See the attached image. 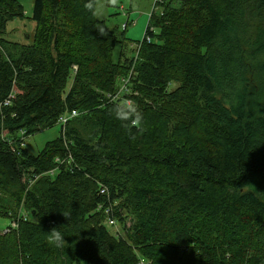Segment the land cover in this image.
I'll return each instance as SVG.
<instances>
[{
  "label": "trees",
  "instance_id": "16d2710c",
  "mask_svg": "<svg viewBox=\"0 0 264 264\" xmlns=\"http://www.w3.org/2000/svg\"><path fill=\"white\" fill-rule=\"evenodd\" d=\"M89 3L34 0L21 43L0 0V264H264V0H155L135 50Z\"/></svg>",
  "mask_w": 264,
  "mask_h": 264
},
{
  "label": "rangeland",
  "instance_id": "374dc122",
  "mask_svg": "<svg viewBox=\"0 0 264 264\" xmlns=\"http://www.w3.org/2000/svg\"><path fill=\"white\" fill-rule=\"evenodd\" d=\"M17 1L24 7L26 18L11 21L7 26V31L11 41L22 43L30 41L35 32L36 24L31 20L34 0ZM155 10V0H97L96 16L106 22L109 30L118 28L122 32L124 27L128 25L125 35L128 40L133 41L129 45H131V50H135L138 45L135 42L144 39L150 18ZM131 50H127V56L131 55ZM116 51H119V47L116 48ZM253 66L258 70H264V55L259 57L253 63ZM61 129L62 125L57 124L53 128L26 138V148L32 155L36 156L48 142L57 139L61 135ZM11 222V219L0 216V231H5L11 225ZM109 228L112 234L117 232L123 234L118 225L117 228Z\"/></svg>",
  "mask_w": 264,
  "mask_h": 264
},
{
  "label": "clouds",
  "instance_id": "9594fccd",
  "mask_svg": "<svg viewBox=\"0 0 264 264\" xmlns=\"http://www.w3.org/2000/svg\"><path fill=\"white\" fill-rule=\"evenodd\" d=\"M86 6L89 8V10L94 11V14L96 13V10L93 9V5L91 3L87 4ZM115 115L118 120L128 123L129 126L138 127L142 124L144 119L143 114L139 110L138 106L134 105L131 101L126 104L117 105ZM47 233L49 245L55 246L57 248L63 246L65 243V237L60 231V227L53 228Z\"/></svg>",
  "mask_w": 264,
  "mask_h": 264
},
{
  "label": "built area",
  "instance_id": "2783aa9c",
  "mask_svg": "<svg viewBox=\"0 0 264 264\" xmlns=\"http://www.w3.org/2000/svg\"><path fill=\"white\" fill-rule=\"evenodd\" d=\"M142 41H143V40H142ZM147 41L150 42L151 39L148 38ZM75 116H77V113H73L72 115H70V114L66 115V114H65V115H63V116L60 117V119L58 120V124H61L63 127H65V126L67 125L68 121H69L70 119H72L73 117H75ZM101 193H102V194L105 193L104 189H103V191H101ZM106 212L109 213L108 210H106ZM107 225H108L109 227L117 228L116 221H115L114 219H112V218H109V219L107 220Z\"/></svg>",
  "mask_w": 264,
  "mask_h": 264
}]
</instances>
